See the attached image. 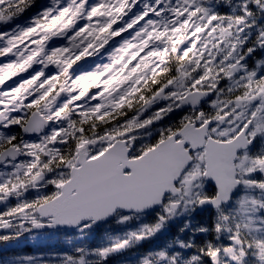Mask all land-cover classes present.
<instances>
[{
	"label": "snow or ice",
	"instance_id": "6c2138e0",
	"mask_svg": "<svg viewBox=\"0 0 264 264\" xmlns=\"http://www.w3.org/2000/svg\"><path fill=\"white\" fill-rule=\"evenodd\" d=\"M0 264H264V0H0Z\"/></svg>",
	"mask_w": 264,
	"mask_h": 264
},
{
	"label": "rangeland",
	"instance_id": "374dc122",
	"mask_svg": "<svg viewBox=\"0 0 264 264\" xmlns=\"http://www.w3.org/2000/svg\"><path fill=\"white\" fill-rule=\"evenodd\" d=\"M42 241L50 243L52 246H58L55 237H41Z\"/></svg>",
	"mask_w": 264,
	"mask_h": 264
},
{
	"label": "flooded vegetation",
	"instance_id": "af4514ba",
	"mask_svg": "<svg viewBox=\"0 0 264 264\" xmlns=\"http://www.w3.org/2000/svg\"><path fill=\"white\" fill-rule=\"evenodd\" d=\"M98 60H99V58H96V61H98ZM90 67H95V61L90 62Z\"/></svg>",
	"mask_w": 264,
	"mask_h": 264
}]
</instances>
